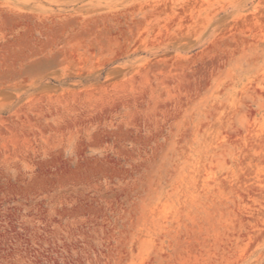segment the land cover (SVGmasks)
Segmentation results:
<instances>
[{
    "label": "rangeland",
    "instance_id": "1",
    "mask_svg": "<svg viewBox=\"0 0 264 264\" xmlns=\"http://www.w3.org/2000/svg\"><path fill=\"white\" fill-rule=\"evenodd\" d=\"M0 264H264V0H0Z\"/></svg>",
    "mask_w": 264,
    "mask_h": 264
}]
</instances>
